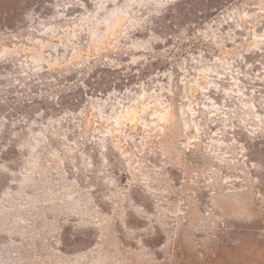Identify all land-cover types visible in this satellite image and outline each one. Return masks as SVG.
I'll list each match as a JSON object with an SVG mask.
<instances>
[{
	"label": "rangeland",
	"instance_id": "374dc122",
	"mask_svg": "<svg viewBox=\"0 0 264 264\" xmlns=\"http://www.w3.org/2000/svg\"><path fill=\"white\" fill-rule=\"evenodd\" d=\"M102 53L163 68L11 110ZM0 264H264V0H0Z\"/></svg>",
	"mask_w": 264,
	"mask_h": 264
},
{
	"label": "trees",
	"instance_id": "16d2710c",
	"mask_svg": "<svg viewBox=\"0 0 264 264\" xmlns=\"http://www.w3.org/2000/svg\"><path fill=\"white\" fill-rule=\"evenodd\" d=\"M161 68L154 61L131 62L123 57L106 56V53L61 69L33 68L23 77L24 89L10 108L25 119L53 113L60 114L58 117L65 115L63 122L70 123L71 115L79 119L80 111L88 109L92 99L153 79V70ZM21 110H26L27 115L20 113ZM84 124L85 120L79 121V126Z\"/></svg>",
	"mask_w": 264,
	"mask_h": 264
}]
</instances>
